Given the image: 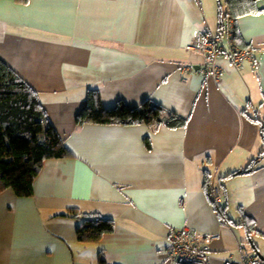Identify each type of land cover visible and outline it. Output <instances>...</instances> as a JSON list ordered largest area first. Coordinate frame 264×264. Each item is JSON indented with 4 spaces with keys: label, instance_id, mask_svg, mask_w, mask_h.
Here are the masks:
<instances>
[{
    "label": "crops",
    "instance_id": "0c3cea01",
    "mask_svg": "<svg viewBox=\"0 0 264 264\" xmlns=\"http://www.w3.org/2000/svg\"><path fill=\"white\" fill-rule=\"evenodd\" d=\"M219 5L0 0V58L38 91L74 155L47 159L32 196L0 184V264H180L168 250L185 226L217 236L207 264L264 257V0L237 22L226 16L256 66L219 58L220 79L183 70L204 60L189 44L223 31ZM90 90L105 108L150 100L187 125L79 124ZM71 208L114 219V231L79 241V224L58 217Z\"/></svg>",
    "mask_w": 264,
    "mask_h": 264
},
{
    "label": "trees",
    "instance_id": "16d2710c",
    "mask_svg": "<svg viewBox=\"0 0 264 264\" xmlns=\"http://www.w3.org/2000/svg\"><path fill=\"white\" fill-rule=\"evenodd\" d=\"M16 1L25 4L29 0ZM219 1L220 29L226 16L232 17L237 22L241 16L255 14L261 10L257 5L258 0H224L228 8V11L224 12L223 0ZM236 31L235 26L238 43L247 46ZM77 122L123 125L146 123L152 127L165 125L169 128L187 125L186 118L177 114H168L150 100L144 101L138 108H131L123 102L114 108H105L98 90H90L88 103L78 115ZM262 130L264 137V127ZM146 144L150 147L149 138L146 139ZM73 156L50 120L38 91L0 58L1 186L12 188L19 196H32L35 179L47 159ZM204 184L205 190L210 194L214 186L208 172L205 173ZM214 203L221 214L222 207L215 201ZM58 217L71 219L79 224L77 237L81 242H98L115 229L114 219L77 208L68 209ZM100 264L107 263L101 258Z\"/></svg>",
    "mask_w": 264,
    "mask_h": 264
},
{
    "label": "built area",
    "instance_id": "2783aa9c",
    "mask_svg": "<svg viewBox=\"0 0 264 264\" xmlns=\"http://www.w3.org/2000/svg\"><path fill=\"white\" fill-rule=\"evenodd\" d=\"M225 23L223 31L217 34L206 33L201 42L187 46L190 50L199 51L204 60L198 68L191 64L184 66L183 70L197 71L220 79L223 68L217 63L219 58H225L237 68L245 62L256 66V50L237 42L233 20L226 18ZM212 194L216 201H220L222 195L219 186L213 187ZM216 237L193 232L188 226L175 230L171 235L172 243L168 250V258L180 264H207L211 257L210 245ZM223 264H264V257L256 254L244 260L228 259Z\"/></svg>",
    "mask_w": 264,
    "mask_h": 264
},
{
    "label": "rangeland",
    "instance_id": "374dc122",
    "mask_svg": "<svg viewBox=\"0 0 264 264\" xmlns=\"http://www.w3.org/2000/svg\"><path fill=\"white\" fill-rule=\"evenodd\" d=\"M223 4L225 5V1L223 0Z\"/></svg>",
    "mask_w": 264,
    "mask_h": 264
}]
</instances>
